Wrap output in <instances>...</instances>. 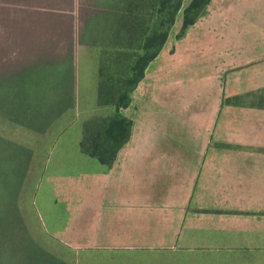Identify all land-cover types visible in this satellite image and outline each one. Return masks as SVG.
I'll return each mask as SVG.
<instances>
[{
  "label": "crops",
  "instance_id": "0c3cea01",
  "mask_svg": "<svg viewBox=\"0 0 264 264\" xmlns=\"http://www.w3.org/2000/svg\"><path fill=\"white\" fill-rule=\"evenodd\" d=\"M67 1L49 26L42 21L30 32L37 60L22 71L70 66L75 91L80 47L93 41L85 37L106 40L115 9L125 33L127 11L126 0L119 8L92 0L82 14L87 1ZM176 22L123 109L130 138L77 209V250H132L151 260L154 250H176L179 242L190 252L212 246L234 257L264 246V0H210L180 40ZM224 83L226 94L245 101L224 104ZM163 87L183 106H158Z\"/></svg>",
  "mask_w": 264,
  "mask_h": 264
},
{
  "label": "rangeland",
  "instance_id": "374dc122",
  "mask_svg": "<svg viewBox=\"0 0 264 264\" xmlns=\"http://www.w3.org/2000/svg\"><path fill=\"white\" fill-rule=\"evenodd\" d=\"M109 1L115 6L123 0ZM190 1H183L182 10ZM67 2L69 1L0 0V33H6L5 36H7L0 40V46L3 45L7 49V53L0 51V80H11L10 88H8L11 92L7 91L5 95H8L9 92V95L19 97L18 92L22 90L21 82L27 78V73L35 69V67H30L22 71L29 62L37 60L33 58L38 55L37 51H33V48L34 46L37 48L38 45L32 41L30 32H38L42 21L44 27H46V20L49 26L51 21L49 17L52 14L60 16V9L67 7L65 5ZM84 2L86 3L79 5L81 14L83 9L86 10V5L89 6V9L93 6L92 0H84ZM119 5L122 8V5ZM123 6L126 7L124 1ZM116 8H119L118 4ZM72 10L75 13V8ZM115 10L111 11L113 19L108 33H106L109 38L112 37L116 28H119L115 23L119 18V10H116L118 14L115 13ZM177 18L174 26L176 27V37L180 33L183 15L178 14ZM125 22H128V17ZM85 24L84 20L82 23L84 28ZM126 27L127 24L124 29ZM96 35L85 37L86 40L92 39L93 41L89 43L90 45L80 47L79 61H76L78 66H76L74 105L54 120L45 133L37 132L17 122L22 120L20 117H23L24 121L31 120L32 117L29 113L34 106L28 107L30 105L22 100L15 102V105L0 106V138L10 142L8 145L11 146L10 150L13 153L12 157L6 160L4 172L14 176L23 175L19 205L24 214L26 227L32 240L34 239L51 253L41 254L35 264H264V253H261L264 251V246L254 248L250 255L234 257L226 255L223 250H215L212 246L196 247L193 252H190L183 247L185 244L179 242L176 250H154L152 252L154 257L151 260L137 257L143 254H137L132 250L93 251L87 250L86 247L80 250L74 248L79 245L77 242L71 241L72 238H77V236H73L74 229H77L76 220L79 218L77 209L87 205L92 194V187L97 186L98 183V181L94 182V178L96 180L102 174L104 175L105 169H108L97 158L85 154L80 146L84 122L90 118L105 116L114 109L112 105L98 103L97 69L99 70L102 45L98 42ZM81 38H83L82 34ZM181 38L182 36H179L177 40ZM8 41H10V45L7 46L6 42ZM56 42L58 41L52 44H60H56ZM93 42L95 44H92ZM62 44L63 41L60 46L64 47ZM47 45L51 46V42H48ZM180 45V43L174 45L176 52ZM9 46H11V51L8 50ZM178 60V58L175 59V64ZM68 70H71L70 66H68ZM61 76L63 73H60L59 77ZM45 77H40L35 82L43 81ZM34 78L35 76H31L27 80ZM70 79L68 71L67 81L69 83L72 82ZM73 85L74 83L70 88L67 85L65 103L59 102L56 105L64 106L68 103ZM164 85H166L165 82L158 85V89ZM51 90L49 89V91ZM159 92L166 103L164 101L158 106L172 107L174 104L183 106V99L178 100L176 94L172 97L170 89L163 87ZM236 96L238 95L226 94L224 83V104L228 99L233 100ZM239 96H242L243 99L246 98L245 95ZM29 101L31 100L29 99ZM6 113L14 119L6 116ZM3 190L0 185L1 208L5 206L1 196ZM255 257L257 258L255 259ZM23 259L24 257H21L19 251L16 250V244L5 238L0 245V264H23Z\"/></svg>",
  "mask_w": 264,
  "mask_h": 264
},
{
  "label": "trees",
  "instance_id": "16d2710c",
  "mask_svg": "<svg viewBox=\"0 0 264 264\" xmlns=\"http://www.w3.org/2000/svg\"><path fill=\"white\" fill-rule=\"evenodd\" d=\"M183 1L126 0L128 22L125 33L121 28L119 34L116 28L111 38L107 37L106 40L99 42L102 46L98 70V103L112 105L114 109L108 115L90 118L84 122L80 146L85 154L97 158L102 164L111 166L119 149L130 138L132 120L124 115L123 109L131 104L132 93L144 78L148 65L161 52L179 12L183 11V18L178 37L204 14L210 2V0H191L182 10ZM54 69L38 68L28 73L27 78L31 76L35 78L31 80L26 78L21 82L22 90L18 92L19 97L9 95V92L5 95L7 91L11 92L8 89L11 81L0 80V106L15 105V102L20 100L30 105L28 107L34 106L29 113L31 120L24 121L23 117H20L22 120L15 121L40 133H45L54 120L72 107L75 101L73 85L68 103L64 106L56 105L59 102L65 103L67 85L70 88L73 83H69L66 79L69 70ZM59 70L61 74L63 73L60 79L59 76L54 77L55 71L59 74ZM40 77H45V81L35 82ZM230 101L240 104L245 100L242 96H236L233 100H227ZM5 115L14 119L8 113ZM8 143L10 142L0 138V181H2L0 185L2 190L4 189L1 196L5 202V206L0 207L2 225L0 245L5 238L9 242L13 241L16 250L21 257H24L23 264H35L41 254L47 255L50 252L34 239L35 242L32 240L26 227L24 214L19 205L23 175L14 176L4 172L6 160H9L13 154Z\"/></svg>",
  "mask_w": 264,
  "mask_h": 264
}]
</instances>
